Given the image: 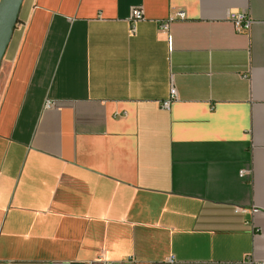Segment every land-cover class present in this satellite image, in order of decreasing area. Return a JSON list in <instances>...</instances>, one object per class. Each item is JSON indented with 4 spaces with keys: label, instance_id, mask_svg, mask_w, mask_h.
I'll list each match as a JSON object with an SVG mask.
<instances>
[{
    "label": "crops",
    "instance_id": "1",
    "mask_svg": "<svg viewBox=\"0 0 264 264\" xmlns=\"http://www.w3.org/2000/svg\"><path fill=\"white\" fill-rule=\"evenodd\" d=\"M98 258L264 263V0H23L0 69V264Z\"/></svg>",
    "mask_w": 264,
    "mask_h": 264
},
{
    "label": "built area",
    "instance_id": "2",
    "mask_svg": "<svg viewBox=\"0 0 264 264\" xmlns=\"http://www.w3.org/2000/svg\"><path fill=\"white\" fill-rule=\"evenodd\" d=\"M176 16L179 18H182V19H184L186 17L185 13L183 11L178 12L176 14ZM143 18H144L143 9L141 7H138V6H134L131 9V15L129 18V21L131 22V29L133 32L136 31L135 22H137ZM229 20L233 23V25L237 31H241L243 29H250L252 24H253V20L245 12H240L237 10H231L229 12ZM168 26H169V21L167 23H163L161 25V28H162V30H165V29H168ZM176 98H177V90L174 86H172L171 90H170L169 97L163 102V107L165 109L169 110L171 108L173 101ZM55 104H56L55 100H47L45 107L49 108V107L55 106ZM241 175H243V172H241ZM170 261H172V259ZM88 264H113V262L110 260L103 259V258H98V259H95L91 262H88ZM262 264H264V263H262Z\"/></svg>",
    "mask_w": 264,
    "mask_h": 264
},
{
    "label": "water",
    "instance_id": "3",
    "mask_svg": "<svg viewBox=\"0 0 264 264\" xmlns=\"http://www.w3.org/2000/svg\"><path fill=\"white\" fill-rule=\"evenodd\" d=\"M23 0H0V69L18 23Z\"/></svg>",
    "mask_w": 264,
    "mask_h": 264
}]
</instances>
